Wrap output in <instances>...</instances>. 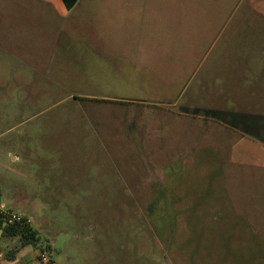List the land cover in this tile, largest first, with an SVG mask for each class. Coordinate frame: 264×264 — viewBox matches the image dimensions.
<instances>
[{"label": "rangeland", "instance_id": "374dc122", "mask_svg": "<svg viewBox=\"0 0 264 264\" xmlns=\"http://www.w3.org/2000/svg\"><path fill=\"white\" fill-rule=\"evenodd\" d=\"M152 1L116 5L142 11L112 52L77 11L4 39L25 66L0 61V206L41 246L13 262L0 232V264H264V150L243 139L264 141V82L237 65L264 71V0Z\"/></svg>", "mask_w": 264, "mask_h": 264}, {"label": "crops", "instance_id": "0c3cea01", "mask_svg": "<svg viewBox=\"0 0 264 264\" xmlns=\"http://www.w3.org/2000/svg\"><path fill=\"white\" fill-rule=\"evenodd\" d=\"M61 1L64 4V8L61 5L59 7L56 6L51 0H22L19 1V6L15 12L2 14L0 27L4 31L0 39V61L3 64L8 62L10 56V61L13 65L25 66L24 57L22 58L20 55V53H23V49L18 45L14 46V42H8V40L6 42L4 39H7L9 36H14V34L16 36L29 33L39 34V31L47 34L50 29L53 30L55 28L53 21H56L57 17L66 19L75 11L79 15L86 17L85 24L91 27L90 34H87L88 37L85 39V44H88L86 46L87 49L97 53L103 51V49L112 52L114 50L113 44L115 43V39L118 38L117 27L113 19L121 15L135 17L142 11V8L139 7L116 5L154 3L152 0H78L69 9L64 1ZM88 4L95 6H83ZM14 52L16 53L15 55ZM237 65L242 69L243 79H247V76L250 77V80L246 83L258 86V84L264 82V71H257L256 69L259 67L256 64H249L242 61L237 62ZM244 87L246 88V85ZM243 139H249L248 142L253 146L255 145L257 148L261 147L264 150V141L255 137L250 138L247 134ZM14 159L17 158L14 157ZM7 212L11 211L7 210ZM22 251L28 250L23 249L19 253Z\"/></svg>", "mask_w": 264, "mask_h": 264}, {"label": "trees", "instance_id": "16d2710c", "mask_svg": "<svg viewBox=\"0 0 264 264\" xmlns=\"http://www.w3.org/2000/svg\"><path fill=\"white\" fill-rule=\"evenodd\" d=\"M67 8L71 9L78 0H63ZM159 197H155V203H157ZM151 215L158 219L160 217V213L154 210V206H151ZM0 232L2 236L6 238H18L19 246L10 251L9 260L14 261L16 254H18L21 250L33 246H41V239L38 236V233L34 231L31 225L26 223H14L12 225L8 224V215L3 213L0 209ZM40 261V258H39Z\"/></svg>", "mask_w": 264, "mask_h": 264}, {"label": "built area", "instance_id": "2783aa9c", "mask_svg": "<svg viewBox=\"0 0 264 264\" xmlns=\"http://www.w3.org/2000/svg\"><path fill=\"white\" fill-rule=\"evenodd\" d=\"M0 209L3 213L8 215V224L9 225H12L16 222L26 223V224L31 225V220L29 218H25V217L13 214L12 212H7V211L3 210L1 206H0ZM40 262H41V264H55L45 250L42 251V253L40 254Z\"/></svg>", "mask_w": 264, "mask_h": 264}]
</instances>
